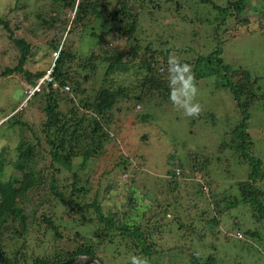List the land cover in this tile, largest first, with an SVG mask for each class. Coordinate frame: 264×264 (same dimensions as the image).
<instances>
[{"label":"rangeland","instance_id":"rangeland-1","mask_svg":"<svg viewBox=\"0 0 264 264\" xmlns=\"http://www.w3.org/2000/svg\"><path fill=\"white\" fill-rule=\"evenodd\" d=\"M212 1L219 7H227L229 2ZM250 1L251 4L242 16L232 19L229 16L227 20H224V16L212 6L198 4V0H187V3L181 1L178 6L179 12L176 14L171 11L169 13L166 8L163 11L151 7L148 11L152 14L144 15L146 18L140 19L139 30L130 39L121 37L118 33H108V26L112 25L109 21L96 19L87 27L80 23L73 24L74 12L68 15L67 31L72 28V33L65 34L61 49L64 46L65 50L72 52L74 58L63 66L62 71L78 80L80 85L75 92L76 86L73 82L69 83L70 94L60 95L59 111L64 118L70 120L93 117V112L86 109L84 104L94 103L103 85L112 90L124 91V96L118 99L114 110L103 120V124L109 123L104 125L108 130L109 140L104 141L101 154L89 160L82 169L83 173H80L83 177L78 187L88 181L86 186L89 193L83 198L84 202L91 201L98 193L103 199L105 186L114 181L113 183L119 184L121 189L112 192L105 202L106 209H124L132 189L143 208L150 205L151 199L158 194L163 195L167 204L169 199L166 194H161L157 190V181L169 179L167 172L174 169L179 161L187 165H195L197 162L202 164L204 170L198 171L196 175H193L190 169L186 170V174L194 176V179L186 181L192 185H195L196 181L201 183L207 197H210L208 184L212 182L214 187L219 186L220 194L225 193L222 189L225 188L229 196L234 194L227 191L229 186L246 180L250 166L243 162L239 163L234 151L229 149V145L233 144L232 131L241 123L243 116L232 91L221 85L220 77L211 76L196 80L191 69L197 87L195 99L201 106V112L196 118L185 117L182 110L174 107L169 100L163 101L162 93L157 92L156 95L153 94L139 103L134 97L145 78L152 74L160 73L162 81L165 79L167 84L166 68L170 55L185 63L193 59V55L212 53L217 49L218 42H222V58L225 63L233 69L248 71L252 80L258 81L257 88L264 94V15L261 14L262 11L260 13L255 11L258 0ZM46 2L47 0H0V16L9 23L12 30L9 32L0 25V125L11 118L14 111L19 108L17 116L19 115L29 127L22 129L11 127L9 124L14 120L0 126V153L4 152L7 158L3 170L5 176L10 175L12 167L8 163L17 158L21 143L31 147L36 145L34 152L39 154L36 163L40 167L45 169L52 164L50 147L41 132V126L46 118L41 109L37 108L39 97L33 100L31 98L30 104L24 107L22 103L27 97L28 89L26 77L17 73L11 76L2 74L6 69L15 68L19 63L21 51L14 43V38L26 39L31 43V57L25 65L26 71L33 74L43 72L44 76L52 72L59 52L49 46L48 39L42 37L44 19L50 20L55 15L54 12H49ZM180 9L183 11L180 12ZM262 10L264 11V8ZM11 33L14 38H11ZM96 35L102 38L98 40ZM85 37L88 38V49L82 52ZM135 37L139 45L136 44ZM149 43H152L153 51H156L154 55L146 49ZM167 51L169 53L165 61L164 55L160 52L165 54ZM119 56L125 59L127 66L129 65L126 70H124L126 65L119 64L114 59ZM135 56H138L137 59H133L131 63L129 60ZM145 62H151L152 74H148L147 68H141L140 64ZM110 64L113 65V69H110ZM84 65H87L86 71L83 69ZM110 70L114 71L108 73ZM85 77L87 81L84 80ZM249 112L248 132L254 142V156L264 164V101L254 103ZM88 124L89 122H85V125ZM125 159L129 161L127 171L118 165ZM80 161V157L75 159V168L80 165ZM56 167L59 165L56 164ZM208 170L211 172L210 175ZM74 171L63 172L59 176L61 188L63 184L71 183ZM50 173L54 172L50 170ZM164 187L166 190L165 184ZM261 187L264 188V181ZM187 188L185 186L181 191L184 195L183 203L190 199L185 205L187 209L182 211L183 216H187L183 222L186 224L187 220L190 221L195 215L192 207L204 209L205 217L208 219L211 217L210 213L214 215L213 199L210 198L208 201L211 209L208 213L210 209H207L206 201L192 205L194 197H190L192 192ZM51 202L53 204L56 202L55 197ZM220 207L223 209L224 204ZM58 209L61 212L66 211L64 214H67L68 209L65 210L62 206ZM234 209L229 210L226 207V223L219 226L218 238L207 232L204 241L198 242L197 235H194L195 249L205 257L213 256L219 259L220 264H264L263 237L260 240L257 238L244 242L237 241L240 234L244 235L239 227L245 230L247 226H251V229L257 232L262 227L255 224L254 217L246 207ZM84 216L88 221L93 218L86 212ZM171 218L170 212L168 219ZM178 227L179 225H174V230L176 231ZM202 228L203 224H200L198 235L202 234ZM182 232L184 233V230ZM247 239L244 236L242 240ZM153 240L155 253L151 261H159L160 264H178V258L186 259L192 251L189 248L185 252L184 247L193 249L190 239L188 243L184 240L179 241L176 237L171 241L169 233L154 235Z\"/></svg>","mask_w":264,"mask_h":264},{"label":"trees","instance_id":"trees-1","mask_svg":"<svg viewBox=\"0 0 264 264\" xmlns=\"http://www.w3.org/2000/svg\"><path fill=\"white\" fill-rule=\"evenodd\" d=\"M181 1L187 3V0H47L46 5L49 7V12H54L55 15L50 20L44 19L42 37L49 40V46L59 52V56L52 70L54 82L46 83L41 92L36 94L33 99L39 97L37 108L41 109L47 119L41 126V132L50 147L52 168L48 166L44 169L36 163V158L39 155L34 152L36 145L31 147L26 143H21L17 158L8 163L13 169L11 168L10 175L5 176L3 170L7 158L4 156V152L0 153V251L8 264H58L81 255L94 257L101 264H131L133 256L145 258L148 264H160L159 261H151L155 253L153 238L154 235L168 233L171 241L174 237L179 241L184 240L185 243H188L189 239L192 241L193 249L184 247L185 252L189 248L192 250L189 256L183 260L178 258V264H220L219 259L213 256L205 257L195 249L194 235H197L198 242L204 241L207 232L218 238L219 226L221 223H226V207L229 210L246 207L254 217L255 224L262 227L263 230L259 228L257 232L251 229V226H247L245 230L239 227L238 229L243 231L244 235L240 234L241 238L237 241L244 242L264 238V188L261 187L264 181V164L254 156V142L248 132L250 108L256 102H263L264 94L257 88L258 81H253L248 71L233 69L232 66L225 63L222 58V42H218L217 49L212 53L193 55V59L185 63L191 66L196 80L211 76L220 77L221 85L232 91L237 107L243 116L241 123L232 131L233 144L229 145V149L234 151L235 158L239 160V163L243 162L249 165L250 170L245 181L229 186L227 191L234 194L227 196L225 188H222L225 193L220 194L219 186L216 188L213 185L214 182H212L213 184L210 182L213 186L208 184L210 197H207L201 183L196 181V184L192 185L187 182L194 179V176L186 174V170L190 169L192 174L196 175L198 171L204 170L202 164L197 162L195 165H187L182 161L176 163L175 168L167 172L169 179L157 181V190L161 194H166L169 199L167 204L163 195L158 194L157 197L151 199L150 205L143 208L132 189L129 192L130 199L125 203L124 209H106L105 202L115 189H121L119 184L113 183L114 181L108 183L105 186L106 191L103 199L98 193L89 202L83 201V198L89 193L86 186L88 181L78 187L83 177L80 173H83L82 169L85 164L100 155L104 141L109 140L108 130L104 128L106 127L104 125L109 123L103 124V120L114 110L118 99L124 96V91L112 90L103 85L95 102L84 104L86 109L93 112V117L71 118L70 120L64 118L59 111L60 95L70 94L71 90H65L69 83H74L75 92L80 85L78 80H74L73 77L62 71L63 66L74 58L72 52L65 50L64 46L61 49L65 34L72 33V28L67 31L68 15H72L71 12H74L73 24L80 23L87 27L96 19L109 21L112 25L106 24L108 33H118L121 37L130 39L139 30L140 19L146 18L144 15L152 14L148 8L152 7L163 11L166 8L169 13L176 14L179 12L178 6ZM228 1L227 7H219L212 0H198V4L212 6L220 15L224 16V20H227L229 16L231 19L242 16L251 4L250 0ZM262 8H264V0H258L257 9H253L259 13L262 11L261 14L264 15ZM182 11L180 9V12ZM38 16L41 18L40 14ZM116 24L119 26L117 27ZM0 25L9 32L12 31L9 23L1 16ZM11 38H14L12 33ZM96 38L100 40L102 37L96 35ZM14 43L21 51L19 63L13 69H6L2 74L4 76H11L15 73L24 75L27 83L34 86L44 76V73L33 74L25 70V65L31 57V43L22 38H14ZM136 44L139 45V42ZM146 49L151 51L152 55L156 53L153 51L152 43H149ZM168 53V51L165 54L160 52L164 55L165 61ZM137 57L135 56L129 61L132 63L133 59L135 60ZM114 59L119 64L126 65L124 70L128 68L129 65L127 66V62L121 56ZM142 64H140L141 68H147L148 74L153 73L151 62ZM86 66L83 67L85 71L87 70ZM110 69H113L112 64H110ZM112 71L114 70H110L108 73H112ZM85 78L84 80L87 81V77ZM162 80L163 77L160 73L147 76L134 97L136 102H143L153 94L156 95L157 92L162 93L163 101L169 100L166 80L164 79V82ZM32 105L31 103L30 108ZM18 113L19 111L16 113L14 111L11 118L6 119L1 125L14 120L9 124L11 127L29 128L28 124L24 123L19 115L17 116ZM145 118L146 115H144ZM85 122H89V124L85 125ZM225 142H223V151L226 150ZM78 157L81 158V163L75 168L74 162ZM55 163L59 167H56ZM118 165L127 171L129 161L125 159ZM50 170L54 173H50ZM70 170H75L71 183L68 184L66 181V184H63L61 188L59 176ZM208 174L210 175L211 172ZM163 183L166 185V190ZM185 186L188 187L187 189H191L190 197H194L192 205L206 201V207L209 210L210 203L208 201L212 198L215 207L213 208L214 215L210 213V209L208 213L211 217L208 219L205 217L204 209L192 207L195 215L185 224L183 219L187 216H183L182 211L187 209L185 205L190 201L187 199L184 203L182 202L184 195L181 194V191ZM53 197L56 199L54 204L51 202ZM221 204H224L223 209L220 207ZM59 206L65 210L68 209L67 214H64L66 211L61 212L58 209ZM84 212L93 218L89 221L86 220ZM170 212L172 218L168 219ZM176 224L179 227L175 231L174 225ZM200 224H203V230L202 234L198 235ZM244 236L248 239L242 240Z\"/></svg>","mask_w":264,"mask_h":264},{"label":"clouds","instance_id":"clouds-1","mask_svg":"<svg viewBox=\"0 0 264 264\" xmlns=\"http://www.w3.org/2000/svg\"><path fill=\"white\" fill-rule=\"evenodd\" d=\"M87 40L88 38L85 37V41L82 44V52L88 49ZM166 72L169 101L178 110H182V114L185 117L196 118L201 112V106L195 99L197 87L191 74V66L187 63H182L174 55H170L167 59ZM27 86L31 87L33 85L28 84ZM18 111H20L19 108L15 110V113ZM131 264H148V261L145 258L133 256L131 257Z\"/></svg>","mask_w":264,"mask_h":264},{"label":"built area","instance_id":"built-area-1","mask_svg":"<svg viewBox=\"0 0 264 264\" xmlns=\"http://www.w3.org/2000/svg\"><path fill=\"white\" fill-rule=\"evenodd\" d=\"M49 82H54L53 80V77H52V72L43 76L36 85L34 86H31V87H28L27 91H26V94H27V97L25 99V101L23 102V106L26 107L30 101V99L32 97H34L36 94L40 93L41 92V89L42 87L46 84V83H49ZM54 86H57V84H54ZM65 90L66 91H70L71 88L70 86H66L65 87ZM239 237L241 238V235H239Z\"/></svg>","mask_w":264,"mask_h":264},{"label":"water","instance_id":"water-1","mask_svg":"<svg viewBox=\"0 0 264 264\" xmlns=\"http://www.w3.org/2000/svg\"><path fill=\"white\" fill-rule=\"evenodd\" d=\"M0 264H8L7 261L4 259L1 251H0ZM58 264H101V263L94 257L81 255L67 262L58 263Z\"/></svg>","mask_w":264,"mask_h":264}]
</instances>
